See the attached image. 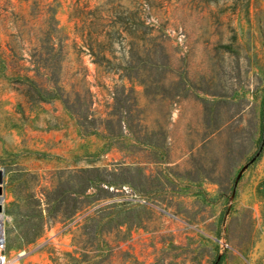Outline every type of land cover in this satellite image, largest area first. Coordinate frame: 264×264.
I'll list each match as a JSON object with an SVG mask.
<instances>
[{
  "label": "rangeland",
  "instance_id": "obj_1",
  "mask_svg": "<svg viewBox=\"0 0 264 264\" xmlns=\"http://www.w3.org/2000/svg\"><path fill=\"white\" fill-rule=\"evenodd\" d=\"M0 169L19 264H264V0H0Z\"/></svg>",
  "mask_w": 264,
  "mask_h": 264
},
{
  "label": "built area",
  "instance_id": "obj_2",
  "mask_svg": "<svg viewBox=\"0 0 264 264\" xmlns=\"http://www.w3.org/2000/svg\"><path fill=\"white\" fill-rule=\"evenodd\" d=\"M0 203H4L3 193L0 194ZM13 258L8 252V241L6 233V218L3 208L0 211V264H13Z\"/></svg>",
  "mask_w": 264,
  "mask_h": 264
},
{
  "label": "water",
  "instance_id": "obj_3",
  "mask_svg": "<svg viewBox=\"0 0 264 264\" xmlns=\"http://www.w3.org/2000/svg\"><path fill=\"white\" fill-rule=\"evenodd\" d=\"M2 182H3V170L0 169V194H2V192H3ZM0 210H2V205H0Z\"/></svg>",
  "mask_w": 264,
  "mask_h": 264
},
{
  "label": "bare ground",
  "instance_id": "obj_4",
  "mask_svg": "<svg viewBox=\"0 0 264 264\" xmlns=\"http://www.w3.org/2000/svg\"><path fill=\"white\" fill-rule=\"evenodd\" d=\"M0 205H2V203H0ZM0 211H1V210H0ZM13 261H14L13 264H19V258H18V256L14 257V258H13Z\"/></svg>",
  "mask_w": 264,
  "mask_h": 264
}]
</instances>
